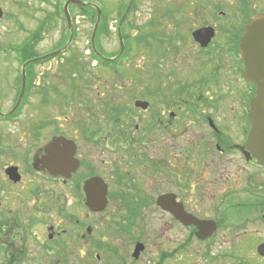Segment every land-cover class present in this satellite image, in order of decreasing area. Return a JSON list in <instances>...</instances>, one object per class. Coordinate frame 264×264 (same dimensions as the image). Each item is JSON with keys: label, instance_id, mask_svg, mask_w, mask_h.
<instances>
[{"label": "flooded vegetation", "instance_id": "obj_1", "mask_svg": "<svg viewBox=\"0 0 264 264\" xmlns=\"http://www.w3.org/2000/svg\"><path fill=\"white\" fill-rule=\"evenodd\" d=\"M213 5L217 18L194 26L189 31L191 38L186 39L176 31L171 37L154 36L160 45H163L164 41L173 45L174 40L176 42L180 40L179 43L183 45L181 48L190 43V40L191 44L188 52H180L182 66L179 60H176L174 66L170 63V69L165 71L166 78L169 77L166 79L167 82L163 83L161 79L156 82L153 78V83L150 84L151 101L145 109L136 107L142 112L150 110L148 116L137 117L140 125L135 122L133 128L127 123L125 127H119L118 135L124 134L127 138L119 136L117 140H111L106 128L108 123L114 121V124H117L121 123L120 119H124L126 111L121 114L123 112L121 95H116L118 100L111 96L116 102L113 103L115 105L112 113H108L106 117L102 115L104 110H108L107 99L99 98L101 116L98 113H92L91 116L92 108L87 110L88 115L85 119L92 123V127L89 126L91 127L89 129L85 123H80L83 134L79 144L77 139L60 134L75 142V156L79 160V166L68 179L51 175L45 168H16L18 179L13 180L5 173L4 168V174L9 180L6 182L13 187H23L24 179L30 173L33 178L40 176L38 181L53 189L46 191L41 197L38 191L40 185L34 180L36 183L31 185L34 196L29 200L24 199L22 195L15 199L17 202L15 206L10 205L8 213L11 215L5 222L9 224L5 232L11 245L17 242L20 245L28 241V235L32 232L37 239L34 240V245L39 246L38 250H42V255L45 254L43 258L46 257L48 260L22 262L24 253L22 244L7 255L4 264H77L76 260L73 261L75 257H72L76 235L72 236L68 233L70 230L60 229L57 224L50 222L47 227L51 232L48 234L34 232L30 229L32 224L28 223L29 218L27 219L28 215L24 213V207L29 203L44 205V200H47L49 205L47 208L41 207L42 209H56L67 216V221L71 225H82L72 214L64 211L62 198L64 194L58 189L60 185L69 184L70 192L82 198L83 184L87 178L99 176L106 182L104 177L94 170L91 161L92 150L89 148L101 143L104 144V148L101 147L99 151L101 155L105 150L116 152L117 149L135 156L131 152L134 148L142 150L144 155L149 149L148 158L140 157L139 164L142 163V168L128 166L114 168L119 171L118 191L110 190L106 182L107 205L111 200H115L127 206L129 217L134 218L138 208L151 204L155 210L166 216L167 227L165 231H161L162 236L166 233V243L163 249H156L153 261L149 260L147 264H264V164L259 162L248 143L251 129L249 108L256 87L243 75L244 65L239 56L244 28L254 17L264 14V0H214ZM158 22L162 27L174 29H180L185 25L181 21L158 20ZM204 28L211 29L209 31L212 35L206 39L205 44H202L193 37V33ZM201 40L204 41L203 38ZM172 48L168 47L158 52L159 65L162 63L161 59L166 53L171 52ZM172 53L178 56L175 54L176 51L170 54ZM47 54L35 55L32 58H38L36 63H39L54 57L50 55L41 58ZM30 67L31 65L26 66L24 92L17 109L13 112L22 85L19 74H16L13 85L16 89L13 102L11 101L12 104L7 110L0 108V111L5 113L0 114V118L13 120L25 105L27 93L31 89L40 95V105L41 103L45 105L51 98L56 104L61 98L66 99L61 96L58 85L49 84L44 76H40L35 83L33 80L35 72L32 68L28 70ZM160 72L161 70L158 71ZM181 72L183 75H176ZM39 73L43 75V72ZM169 80L176 83L174 89ZM110 116L111 121L108 118ZM47 117L52 120L46 118L39 123L55 122L54 117ZM101 132H104L101 134L102 142L98 137ZM40 151L42 150L39 149V153ZM83 169L86 172H82ZM140 177H143V181L147 178L150 187L147 188L143 181H139ZM159 181L163 185L162 188L157 187ZM77 186L80 187V192ZM26 187L27 185L24 188ZM146 188L152 189L155 194H150ZM158 202L167 204L170 209H163ZM85 208L90 211L86 206ZM34 209L39 211L40 208L36 205ZM174 210L181 218L176 217ZM197 221L208 223L204 225L206 227L202 233H199ZM91 230V226L88 225L86 234H80L84 242L95 241L91 236ZM133 243V249L136 243H142L144 246L137 257L133 256V250L131 253H121L118 248L109 245L107 250L109 253L115 252L119 262L104 264H142L138 258L141 257L140 254L145 250L146 244L139 236L133 237ZM95 244L99 245L98 248L105 246L97 241ZM85 246L88 251V247ZM183 254L187 258L191 257L187 254H194L195 260H183ZM95 258L100 263L99 254H95ZM88 262L86 264H89Z\"/></svg>", "mask_w": 264, "mask_h": 264}, {"label": "rangeland", "instance_id": "obj_2", "mask_svg": "<svg viewBox=\"0 0 264 264\" xmlns=\"http://www.w3.org/2000/svg\"><path fill=\"white\" fill-rule=\"evenodd\" d=\"M65 1L0 0V7L3 10V17L0 19V108L9 109L16 93L13 85L20 68L19 62L16 60L18 55L16 48L23 43H26V45L28 43L25 60L27 58L30 65L31 62H34L33 56L55 51L67 42L69 31L62 11ZM81 1L96 4L105 11L107 31L100 32L95 38V43L104 56L113 57L118 55L120 46L117 27L129 0ZM213 3L214 0H134L131 9L128 10L121 24V29L128 37L126 40L128 41V51L118 56L119 59H123L122 62L112 64L113 69L118 73H113L109 67L98 64L89 53L90 35L96 16L91 17L89 13L82 11L75 3L69 6L70 17L74 22V36L69 49L62 56H54L47 61L34 63L32 67L28 68V70L32 68L35 72L33 76L35 83L38 82L40 76H44L45 81H48L49 84L58 85L61 96L66 99L61 98L60 102L56 104L51 98L45 105L44 103L40 105V95L34 93L36 90L31 89L27 93L25 105L13 120L8 121L0 118V264H4L8 258L7 255L13 253L22 244L24 245L22 262L48 260L46 257L43 258L45 254L42 255V250H38L39 246L34 245L37 239L32 232L28 235V241L26 240L20 245H18V242L11 245V242H8L7 232H5L9 224L5 222L8 216L11 215L8 213L10 205L15 206L17 202L15 199H19L22 195V197H25L24 199L29 200L31 196H34L31 188V185L36 183L34 180H37L40 185L38 191L41 197L45 195L46 191L53 190L50 189L49 185L38 181L40 176L33 178L30 173L26 175L23 187H13V185L7 183L9 180L4 174V168L9 165L19 168H31L34 157H39L43 153V147L52 139L60 137V134H66L74 140L77 139L79 144L82 140L81 134H83L81 133L83 129L80 128V123H85L89 129L92 127V123L85 119L88 115L87 110L92 108L91 116L92 113H98L101 116L102 108L98 103L99 98L105 97L107 99L108 110H104L102 115L106 117L108 113H112L115 105L113 103L116 102L111 96L117 99L116 95H121L123 99L121 102L123 112L121 114L126 111L123 115L124 119H120L121 123L114 124V121L108 123L106 128L111 140H117L119 136L127 138L124 134L118 135L120 133L119 127L123 128L127 123L129 127L133 128L135 122L140 125L139 120H136L137 117H147L150 111L142 112L137 109L135 101H151L150 84L153 83V78L156 79V82H159L160 79L163 80V83L167 82L166 79H169V77L166 78L165 71L170 69V63L174 66L176 60H179L182 66L180 52H188L191 44L190 40V43L181 48L183 45L179 43L180 40L178 42L174 40L175 44L173 45L166 44V41L163 45H160L156 42L154 36L171 37L176 31L186 39L187 37L188 39L191 38L189 31L194 26L211 22L217 18ZM225 10L228 11L226 8ZM168 12H170V15H168ZM158 20L181 21L185 25L180 29L162 27L158 24ZM38 30L40 35L33 36V33L35 31L37 33ZM139 36L142 41L138 38ZM168 47H173L171 52L176 51L175 54L178 56L168 52L161 59L162 63L159 65L160 59L157 54ZM75 62L77 67L75 65L74 69L70 70L69 65ZM159 70L162 74L161 72L158 73ZM39 72H43V75H40ZM70 73L73 77L70 76ZM176 75H183V72L176 73ZM180 79H182L181 76ZM40 80L43 81L42 78ZM170 82L172 83V89H174L176 83L172 80H169V84ZM67 90L68 92H65ZM14 111L15 109H13ZM132 111L134 113H131ZM47 116L54 117L55 122L46 121L44 124H40L39 122L46 118L52 120ZM111 117H108L110 121ZM34 133H37V135L34 136ZM101 134H104V132L98 135L102 142L103 135ZM101 147L104 148L103 143L89 147L92 150L91 161L94 170L104 177L110 186V190L113 191H118L120 188V181L117 179L119 171L114 168H119V166L142 168V163L139 164L140 157L148 158L149 156V149L143 155L142 150L139 149L138 151L136 148L131 151L135 156L117 149L116 152L115 150L113 152L109 149L107 152L105 150L101 155L99 152ZM39 149L42 150L41 153H39ZM82 172H86L85 169ZM142 178L140 177L139 181H143ZM143 182L147 188L150 187L147 178ZM160 182H158L157 187L162 188L163 185ZM24 185H27V187L24 188ZM77 188L80 192V187L77 186ZM147 188L146 190H149L150 194H155L152 189ZM58 190L64 194L62 197L64 199V211L67 214H72L82 225H71L67 221V216L56 209H42L41 207L45 206L47 208V205H49L47 200H44V205L36 203L31 205L29 203L24 207V213L28 215V223L32 224L30 229H33L34 232H42L46 235L51 232L47 225L54 223L60 229L70 230L68 232L70 235H76L72 257H75L73 261L76 260L77 264H86L88 261L89 264L117 263L119 259L116 257V253L113 251L109 253L107 246H115L121 253H131L134 236H139L146 244L145 250L138 258L142 264H147L149 260L153 261V254L156 249H163L167 236L166 233L162 236L161 231H165L167 227L165 223L166 216L155 210L153 205L147 204L138 208L134 218L129 217L127 206L115 200H111L103 211L91 213L83 204L84 197L79 198L77 195H73L70 192L69 184L60 185ZM36 205L39 206V211L34 209ZM88 225L92 228L91 236L95 240L93 243L90 240L84 242L80 238V234L86 232ZM154 229H156V232H154ZM96 241L105 246L98 248L99 245L95 244ZM84 245L88 247V251H86ZM95 254H99L100 263L96 260ZM187 255L193 258H187L183 254V260H195L194 254ZM57 259V256H55V260Z\"/></svg>", "mask_w": 264, "mask_h": 264}, {"label": "water", "instance_id": "obj_3", "mask_svg": "<svg viewBox=\"0 0 264 264\" xmlns=\"http://www.w3.org/2000/svg\"><path fill=\"white\" fill-rule=\"evenodd\" d=\"M133 0H130L129 6ZM70 3H76L79 5H85L79 0H68L64 3L63 10L68 22V28L70 31V36L67 44L63 46L60 50L53 52L54 54L63 52L69 45L73 37V24L68 11V5ZM93 5L97 10V17L93 30L91 33V46L97 52L95 48V32L100 22L101 9L96 4ZM129 6L127 7L124 16L126 15ZM122 19L118 26V39L120 43L119 55L124 50L123 38L120 30V25ZM2 17V10L0 8V18ZM211 29L204 28L197 30L193 33V37L200 41L202 44L206 43V39L210 38L212 32ZM203 38V42L202 39ZM97 54L103 60H113L115 58H106ZM240 58L244 64L243 75L245 78L252 82L255 87V95L250 101L249 117L251 119V129L249 131L248 143L251 146L252 151L255 153L259 162L264 164V14H260L254 17L244 29V34L240 42ZM25 64L22 66V88L20 92V97L23 94L25 86ZM19 102V100H18ZM148 102L143 100H136L135 106L145 109ZM76 145L71 139H67L64 136L56 137L52 139L43 149V153L38 157L35 156L33 159L34 168H46L50 174L60 175L65 178H69L71 174L77 169L79 165L78 159L75 157ZM17 166L10 165L6 167L5 172L10 176L11 179L17 180ZM107 183L99 176H93L84 181L83 191L85 195L84 204L92 212H100L104 210L107 205ZM158 204L163 209H170L167 204L158 202ZM176 217L181 218L180 214L174 210L173 212ZM199 224V233L203 232L204 228L208 223L204 221H197ZM205 235V234H203ZM207 235V234H206ZM202 238L205 236H201ZM144 248L142 243H136L133 251V256L137 257Z\"/></svg>", "mask_w": 264, "mask_h": 264}, {"label": "trees", "instance_id": "obj_4", "mask_svg": "<svg viewBox=\"0 0 264 264\" xmlns=\"http://www.w3.org/2000/svg\"><path fill=\"white\" fill-rule=\"evenodd\" d=\"M82 11H85V12H87V13H89L90 14V16L92 17V16H96V11L93 9V8H90V7H88V8H82L81 9ZM105 20H106V14H105V11L102 9V18H101V22H100V24H99V26H98V28H97V33H96V36L100 33V32H105V31H107V25H106V23H105ZM40 35V32H39V30H38V32L36 33V31H35V33H33V36H37V35ZM122 34H123V38H124V40L126 41L127 40V36H126V34H125V32L124 31H122ZM138 38H140V40L142 41V38L139 36ZM127 42V44H128V41H126ZM22 46H24L23 48H22ZM90 48H91V46H89ZM20 48L22 49L21 50V52L19 53L20 55H21V57L23 58V60H25V57H26V48H27V46H26V44H22V45H20ZM93 54V53H92ZM93 57H94V54H93ZM95 58H97V57H95ZM100 61V63H102L103 64V62L101 61V60H99ZM75 65H76V67H77V63L75 62V63H73L72 65H69L70 66V70H72V68L74 69V67H75ZM72 74L70 73V76H71Z\"/></svg>", "mask_w": 264, "mask_h": 264}]
</instances>
